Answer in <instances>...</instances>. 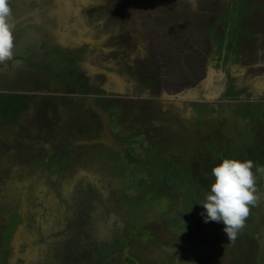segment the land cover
<instances>
[{
  "label": "rangeland",
  "instance_id": "obj_1",
  "mask_svg": "<svg viewBox=\"0 0 264 264\" xmlns=\"http://www.w3.org/2000/svg\"><path fill=\"white\" fill-rule=\"evenodd\" d=\"M33 1L36 0H23L20 9H14L15 5L11 6V3L15 1L9 0L15 14V24L23 23L26 27L29 24L38 25L40 31L34 34L38 39L57 35L63 37L71 49H82L83 63L80 67L84 68L87 77L98 79L105 76L103 83L108 90H114L120 100L127 101L123 109L124 122H135L136 128L139 122L143 125H139L140 130L137 131L140 136L136 133L134 138H130V148L139 153L141 159L155 163V170L148 169L147 173L139 174L145 178L138 182L139 188L136 186L133 190L142 193L140 201H137L140 202L139 216L144 217L147 223L151 222L152 233L158 234L156 241L159 243L156 244L161 249L157 258L162 259V250L166 249L172 262L178 256L179 245L178 240L172 237L174 223L167 221L166 214L175 219L177 212H169L164 204L168 203V199L172 200L170 205L173 206V201L176 203L180 186H175V183L183 175L195 185L197 195L205 197L214 181L212 168L224 159H237L235 151L244 144L245 134L252 146L255 145L259 139L256 130L264 126V0H195V10L189 0H38V7ZM128 37H133L137 51L131 46H124V49H121L122 45L119 47ZM117 51L127 55L126 67L122 66L121 57L120 63L116 62L114 52ZM49 88L62 91L56 89L55 85ZM182 99L198 100L197 107L190 103H187L188 106L182 105ZM48 103L50 107L44 112L51 117L52 107H57V101L54 97ZM150 103L154 105L153 108ZM148 105L149 108L146 107ZM151 109L159 113V117L162 116L161 112L167 113L171 122L182 117L177 125L180 129L177 131L182 133L176 131L167 135L158 132L159 136H149L151 124L147 114ZM85 121L86 132H90L91 122L89 119ZM159 122L163 123L160 120L157 124ZM190 124L193 125V133L183 138V128ZM118 134L119 138L125 137ZM137 139L142 146L136 145ZM105 142L87 140L79 145L90 148L106 145ZM120 150L124 152L123 156H128L127 148ZM26 152L20 154L22 158L19 157L18 164L22 168L16 172V181L21 184L29 183L44 166L37 160L35 163L25 161L29 157ZM68 152L71 154L68 156L69 162L73 165L76 152L73 153V148ZM82 156L77 154L85 168L82 174L76 176L72 175L73 166L67 176L60 173L57 165H45L44 169L48 171L39 179L44 182L41 187L44 193L37 190L39 198L36 199L42 198L38 204L42 207L40 219L46 220L45 229L40 235L26 229L18 234L19 248L14 244L11 252L12 255L16 254L14 263L19 262L17 252L19 250L20 255V247L27 249L25 256H21L25 264H44L47 261L52 264L54 260V264H94L97 247H101V251L97 249L98 256L106 260L111 243L115 237H119V221L118 218L107 219L110 202L101 198L105 197L107 189L102 182L99 163L91 168L81 160ZM181 159L190 165H184ZM117 168L127 170L122 162H118ZM144 168L135 170V173L143 172ZM64 181L66 184L62 186ZM0 186V191H3L4 181L0 180ZM21 190L25 191L22 201L30 207L31 194L28 191L33 192V189L22 187ZM3 194L6 195L5 192ZM145 201L155 204V207H146L144 215L142 212L146 205L141 203ZM32 204L34 206V201ZM10 211L6 210V213ZM80 214L84 220L81 227L76 220ZM190 214L197 221L202 217V214ZM136 215L137 212L134 214L133 211L130 217ZM187 222L185 226H188ZM200 223L192 224L191 230H202L204 224ZM6 234L1 244L7 247L11 236ZM125 234L127 240L124 245L132 239L130 234ZM123 238L125 240L124 234ZM72 239L74 246L67 251L69 245L66 243ZM2 250L0 264H3L5 247ZM60 250H66L67 257L60 256ZM183 252V256L180 254L183 264H186L191 253L186 247ZM147 255L145 258L149 260L156 256L154 251ZM251 255H254L253 251ZM134 258L139 260V256ZM118 259L129 263L122 256ZM226 259H210L207 264H245L236 258L229 257L230 261Z\"/></svg>",
  "mask_w": 264,
  "mask_h": 264
},
{
  "label": "flooded vegetation",
  "instance_id": "obj_2",
  "mask_svg": "<svg viewBox=\"0 0 264 264\" xmlns=\"http://www.w3.org/2000/svg\"><path fill=\"white\" fill-rule=\"evenodd\" d=\"M10 1H15L11 3V6L15 5L14 9H20L23 2V0ZM33 2L38 7V0ZM12 12L14 16V11ZM127 12L130 13V11ZM39 29L40 26L38 25L29 24L26 27L23 23L15 24L14 58L0 64V180L5 183V189L0 191V252L5 247L3 264H16L9 262V259L15 257V254L12 255L11 253L10 245L14 238L21 234L23 229L29 230L32 234L38 232L39 234L37 235L42 234L45 229L46 220L40 219L42 207L38 204L42 201V198L36 200L39 198L37 190L44 193L41 188L44 182L39 179H42L46 174L45 172L48 171L44 169L45 165H57L60 168V173L67 176H69L68 171L73 166L72 175H80L83 173L85 165L81 164L77 154L83 155L80 157L81 160L83 159L87 162L91 168H95L96 163H99L103 175L102 182H104V187L107 189L104 193L105 197L101 198L104 200L108 199L107 201L110 202V205H108L110 213L107 219L115 218L117 220L118 218L121 226L118 225L119 237H115L114 241L110 242L111 246L108 249V256L105 261L98 256L99 251L97 249L101 247L96 248L97 254L93 259L94 264H126L123 263V259H118L119 256L128 259V264H183L184 261L181 254L183 256L185 247L188 253H191L190 259L186 264H207L210 259L220 261V259H226V257H228L227 261H230L229 257H232L236 258L238 262L245 264H264V174L261 173L256 174V188L260 200L255 206L250 207V214L245 221V226L238 232L234 241L228 240L227 235L223 231L224 225L222 223L214 224L213 221L205 223L206 212L203 206L199 204L205 197H199L197 192H195L196 188L193 187L195 185L189 183L190 181L182 175L175 183V186H180V194H177L179 196L176 203L173 201L172 206L170 205L172 200L168 199V203L164 204L169 209V212H177L175 219L167 214L166 219L169 223H174L175 231L172 237L178 240V256L176 255L177 257L171 262L166 254L167 250L164 249L162 250L164 251L162 259L161 257L157 258V253L161 249L156 244L159 243L156 241L158 234L156 232L155 234L152 233L151 222L147 223L144 217L139 216L138 206L140 202L137 201H140L142 193H135L136 191L133 190L134 188H139L138 182L145 178V176L139 174L147 173L148 169L155 170V166H153L155 163H152L149 159H141L140 154L130 148V138H134L136 133L140 136L137 131L140 130L139 125H143L139 122L137 124L138 128H136V126L134 127L135 122L133 124H131L130 120L124 122L123 109L126 107L127 101L120 100V97H117L119 94L114 90H108V87L104 85L105 82L103 83L105 76H101L98 79L94 77L97 80L87 77L84 68L80 67V64L83 63L81 60L82 49H71V46L69 44L66 45V42L63 41V37H58L57 35H47L44 39H38L34 34L40 31ZM121 45V49H124V46L126 48L131 46L136 50L133 37L123 40L119 47ZM119 54L121 55L119 56ZM114 56L117 63H120L119 57H121L122 66L126 67V59L128 57L125 56L127 55L117 51V53L114 52ZM53 82L56 89H62V91L49 88L50 85L54 86ZM153 86L155 90L157 83ZM54 97L55 101H57V107L53 105V115L48 117L44 111L48 110V107H50L48 102L53 100ZM182 101V105L188 106L187 103H190V105L197 107L198 100L188 101L187 99H182ZM150 105L152 108L154 107L152 103ZM146 107L149 108V105ZM153 110L151 109L149 114H147V120L152 128H149V136H159L158 132L172 135L177 130H180L177 125L182 117L180 119L176 118V120L173 117L174 121L171 122L167 113L161 112L162 116L159 117V113ZM194 115L196 114L194 113ZM86 119L91 122L89 126L90 132H86ZM134 120L135 118L132 121ZM160 120L163 123L160 124L159 122L157 124ZM188 120L187 118L186 122ZM192 128V124L184 126L183 132L185 134L182 135L183 138L193 133ZM245 128L247 129L248 127L246 126ZM256 131L259 132V139L257 138L256 144L252 146L251 142L248 141L247 134H245L244 144L235 151V155L237 160H252L255 165L264 167V126H261L259 131ZM118 133L125 135V137L119 138ZM73 138L74 140H71ZM96 139L103 142L106 141L105 143L108 146L102 144L89 148L79 145L82 141H94ZM138 140L136 145L142 146ZM76 144L77 146L75 147ZM72 148L73 153L76 152V159H74L73 165L70 164L68 158L71 154L67 153ZM125 148L129 150L127 151L128 156H123L124 152L120 150ZM22 151H28L26 154L29 157L24 158L25 161L35 163L37 160L41 162V166H44H42L41 171L32 177L33 179L31 178L29 183L26 181L21 184L16 181V172L22 168L18 164ZM182 161H184V165L189 164L181 159ZM118 162H122L128 171L126 169L117 170ZM187 167L189 168V166ZM141 168H144L143 172L135 173V170L138 171ZM162 168L165 170L163 165ZM86 169L89 170L88 167ZM253 171H256L255 168ZM182 182H185V184H182ZM63 183L62 186L66 184L65 181ZM22 187H31L33 189V192L31 190L28 191L32 199H30V207L22 201V197L24 198L25 196V191L21 190ZM101 194L103 196L102 192ZM88 196L90 197V195ZM32 201H34V206ZM141 204L146 205L142 212L144 215L146 207L148 209L155 207V204L147 201ZM6 210H11V213H6ZM133 211L134 214L137 212V217L133 216L131 218L130 214L132 215ZM192 212L203 214L200 218V221L204 224L202 230H191L192 224H201L199 220L197 221V218L192 219L190 217ZM76 220L79 227H81L84 221L81 219V214ZM130 221H132L131 224H129ZM143 221L144 223H142ZM186 221H188V226H185ZM153 223L155 222L153 221ZM163 224L165 225V223ZM200 230L202 235H200ZM6 233L11 236L7 247L2 245L4 238L7 236ZM125 233L130 234L132 239L124 245L127 240ZM154 241L156 242L153 243ZM74 242L72 239V241L66 243V245H69L67 251L72 250ZM20 250V255L19 250L17 252V259L20 256L17 264H25L21 256H25L27 249L23 250V247H20ZM67 251L63 250L60 256L67 257L65 256ZM146 251L147 253L154 251L155 260L146 259L145 256H148ZM252 251L254 255H251ZM72 253H74V250ZM136 256H139V260L134 258ZM80 259H82L81 256ZM254 261H257V263ZM54 262L55 260L52 261V264ZM44 264H50V262L47 261Z\"/></svg>",
  "mask_w": 264,
  "mask_h": 264
},
{
  "label": "clouds",
  "instance_id": "obj_3",
  "mask_svg": "<svg viewBox=\"0 0 264 264\" xmlns=\"http://www.w3.org/2000/svg\"><path fill=\"white\" fill-rule=\"evenodd\" d=\"M189 3L195 10V0H189ZM14 30L15 20L10 2L0 0V64L14 58ZM257 173L264 174V167L255 165L252 160L224 159L212 168L214 181L199 204L206 212L205 223H222L228 240L236 239L245 226L250 207L260 200L256 188Z\"/></svg>",
  "mask_w": 264,
  "mask_h": 264
},
{
  "label": "water",
  "instance_id": "obj_4",
  "mask_svg": "<svg viewBox=\"0 0 264 264\" xmlns=\"http://www.w3.org/2000/svg\"><path fill=\"white\" fill-rule=\"evenodd\" d=\"M17 238L18 237H15L14 240H13V242H12V244L10 245L11 246V249H13L12 247H13L14 244L16 245L17 248H19V246H18L19 244H18ZM14 259L15 258H13V259L11 258V260H12L11 263H14V261H13Z\"/></svg>",
  "mask_w": 264,
  "mask_h": 264
},
{
  "label": "trees",
  "instance_id": "obj_5",
  "mask_svg": "<svg viewBox=\"0 0 264 264\" xmlns=\"http://www.w3.org/2000/svg\"><path fill=\"white\" fill-rule=\"evenodd\" d=\"M1 187V186H0Z\"/></svg>",
  "mask_w": 264,
  "mask_h": 264
}]
</instances>
